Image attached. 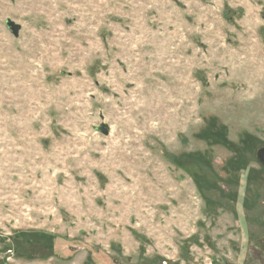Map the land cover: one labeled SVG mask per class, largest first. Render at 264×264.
<instances>
[{
	"label": "rangeland",
	"instance_id": "obj_1",
	"mask_svg": "<svg viewBox=\"0 0 264 264\" xmlns=\"http://www.w3.org/2000/svg\"><path fill=\"white\" fill-rule=\"evenodd\" d=\"M263 154L264 0H0V264H264Z\"/></svg>",
	"mask_w": 264,
	"mask_h": 264
},
{
	"label": "water",
	"instance_id": "obj_2",
	"mask_svg": "<svg viewBox=\"0 0 264 264\" xmlns=\"http://www.w3.org/2000/svg\"><path fill=\"white\" fill-rule=\"evenodd\" d=\"M7 26L10 28V30L12 31L15 37L19 36L20 30H21V26L19 24H16L12 20H8Z\"/></svg>",
	"mask_w": 264,
	"mask_h": 264
},
{
	"label": "flooded vegetation",
	"instance_id": "obj_3",
	"mask_svg": "<svg viewBox=\"0 0 264 264\" xmlns=\"http://www.w3.org/2000/svg\"><path fill=\"white\" fill-rule=\"evenodd\" d=\"M264 155V154H263ZM263 161H264V157H263Z\"/></svg>",
	"mask_w": 264,
	"mask_h": 264
}]
</instances>
